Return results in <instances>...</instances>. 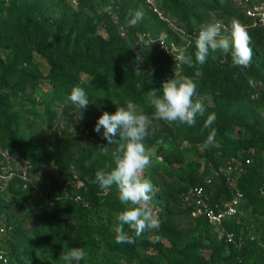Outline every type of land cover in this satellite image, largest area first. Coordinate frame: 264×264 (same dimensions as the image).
I'll list each match as a JSON object with an SVG mask.
<instances>
[{
  "label": "trees",
  "instance_id": "trees-1",
  "mask_svg": "<svg viewBox=\"0 0 264 264\" xmlns=\"http://www.w3.org/2000/svg\"><path fill=\"white\" fill-rule=\"evenodd\" d=\"M75 2L74 13L53 15L46 0H0V139L2 148L10 155L32 165L43 166L54 158L43 155L22 136V113L37 117L33 111L34 100L25 97L27 110L14 109L11 103L24 93L26 86L34 90L42 78L47 81L49 102L42 95L36 100L48 109L55 103H68L71 90L78 86L77 81L83 74L88 80L80 87L90 101L108 109L126 106V102L132 100L145 114L152 116L154 108L147 99V92L153 88L161 90L165 82L161 79L164 70L142 78L129 69L131 56L125 53L124 41L113 33L109 16L91 10L97 6L96 0ZM206 3L207 0H162V12L182 20L185 26H190L189 30L193 29L192 25L200 30L201 20L192 23L190 19L196 13L208 11ZM115 10L123 23L128 10L123 5L116 6ZM240 15V23L251 36L250 67L233 66L230 54L210 53L213 58L202 64L196 82L197 96L205 99L204 115L197 117L194 127L169 125L187 146L180 148L171 141L157 145L151 166L145 170L156 190L153 201L160 205L155 211L160 227L151 231L165 242L146 240L145 231L135 244H117L113 232L115 216L126 208L119 201L118 190L113 186L103 201L97 199L93 182L95 170L91 167L84 170L63 154L58 161L55 159L56 164L73 165L77 172L86 175L88 182L83 189L65 186L64 196L51 198V202H44L33 188L22 192L8 190V196L0 200V215L6 222L2 246L10 264H65L61 256L75 247L87 253L81 264H215L225 259L222 258L224 253L227 258L235 256L234 218L219 227L224 233L232 234V242L226 243L223 237H216L213 230L217 231L202 216L192 217L193 206L183 204L181 198L190 188L201 186L210 201L228 200L230 188L224 183L220 170L227 161L236 160L241 163L243 173L235 186L242 200L248 202L249 215L264 218V27L251 26L250 21ZM99 23L109 32L106 41L93 33ZM138 29L141 33L146 31L144 26ZM158 36V32L153 34V38ZM174 39L169 35L163 43L170 45ZM194 48L195 41L186 49ZM160 49L169 62L171 55ZM2 51H6L4 56ZM33 52L48 68L44 77L30 61ZM211 113L216 115L212 127L217 135L214 145L206 149L203 143L209 130L201 134V129ZM245 159L249 160L248 164H244ZM97 161L99 166L104 163L113 166L110 154ZM207 179L209 183H205ZM35 183L42 187L43 178H37ZM32 206H36L39 213L31 216L29 227L24 230L21 214ZM184 217L192 221L188 232L179 224ZM190 233H195L196 240H187ZM244 251L243 248L241 253ZM259 264H264V260Z\"/></svg>",
  "mask_w": 264,
  "mask_h": 264
},
{
  "label": "rangeland",
  "instance_id": "rangeland-1",
  "mask_svg": "<svg viewBox=\"0 0 264 264\" xmlns=\"http://www.w3.org/2000/svg\"><path fill=\"white\" fill-rule=\"evenodd\" d=\"M96 1L97 6L91 7V10L96 14L105 12L109 16V21L113 26V33L124 41L125 53L131 56L132 62L128 67L136 76L150 78L159 71L162 72L164 70L161 79L165 82L172 77L179 76H187L195 83L198 81L202 72V65L195 62V48L187 51L188 54L193 56V66H177L172 56L175 53L174 50H167L168 54L172 53L169 54L171 57L168 62L162 56L161 49L157 44L159 40L164 41L167 36L172 35L175 39L171 40L173 41L171 43L176 52L179 49H186L191 42L195 41L198 35L199 30L196 29L197 26L192 25L191 28L193 29L189 30L190 26H185V22L182 20L164 14L162 12V0ZM251 3L252 5H259L264 3V0H251ZM46 4L53 15H68L76 11L75 0H46ZM118 5H123L128 10L123 23L119 21L117 11H114V8ZM206 8L208 11L196 13L190 21L196 23L197 20H201L199 25L203 26L209 23L215 15L216 19L223 21L226 25H230V22L233 20L241 22L240 0H207ZM138 10L143 11L144 18L137 25L131 26L129 21ZM87 17L91 18L90 13H87ZM40 24L44 23L40 22ZM140 26L146 28L144 33L139 31L138 28ZM160 26L164 28L159 29ZM155 32L159 34L157 38H153ZM93 33L102 41H106L109 38V32L101 23L95 25ZM5 53L6 51H2L3 56ZM212 58L213 55L210 54L207 60ZM30 61L43 77L47 74L48 68L38 54L33 52ZM23 66L22 64L21 67ZM87 80V77L81 74L77 85L80 86V84ZM49 91L50 86L42 78L34 90L26 86L24 93L21 96H17L12 101L11 106L14 109L27 110L26 106L29 105H26L27 101L25 97H30V99L34 100L35 107H33V111L37 114V117H34L35 115L32 113H22L21 119L24 126L22 136L29 144L37 147L43 155L54 159L43 166L32 165L23 161L18 156L10 155L2 148V141L0 139V200L8 196V190L18 191L20 189L22 192L33 188L34 192L44 202H51V198L56 200L64 196L62 193L65 186L83 189L85 183L88 182L86 175L77 172V169L73 165L63 166L61 162H59L60 165L56 164L55 159L58 161L63 154H66L71 162L80 165L84 170L91 167L92 170H95V175L97 171H108L111 168L108 163L100 164L101 166H99L97 160L101 156H108L109 154L111 156L115 145H107L109 149L108 155L101 154L99 147L106 145L107 141L93 129L97 118L102 112L113 114L116 108L110 107L105 109L95 102L91 103L80 115L79 110L68 102L65 105L55 103L46 109L45 105L39 104L36 98L42 95L43 99L49 102ZM194 99H201L202 102L205 100L200 96H196ZM102 131L103 129H101ZM149 132L150 135L145 139L144 143L151 150L152 156L156 146L165 141L174 142L180 148L187 146L185 142L179 140L173 129L164 121L153 120ZM40 177L43 178L42 187H38L35 183V180ZM110 192L111 189L108 192H104L96 184L95 195L97 199L103 201L109 196ZM153 205L155 212L159 209L160 205L155 201H153ZM247 205L248 202L243 201L240 213L232 220L237 228L235 256L227 258V254L224 253L222 258L225 259L215 264H259L264 260V218L251 217ZM36 213L38 214L39 211L36 206H32L30 210H25L21 214L22 229L25 230V228L29 227V223L32 220L31 216ZM179 224L185 232H188L192 227V221L188 217L182 218ZM0 225L4 229L6 228L3 215L0 217ZM213 233L218 238L224 232L218 228V233L214 230ZM145 237L150 242H165L163 239L154 236L151 230L146 231ZM187 240H196L195 233H190L187 236ZM243 248L245 251L241 253Z\"/></svg>",
  "mask_w": 264,
  "mask_h": 264
},
{
  "label": "clouds",
  "instance_id": "clouds-1",
  "mask_svg": "<svg viewBox=\"0 0 264 264\" xmlns=\"http://www.w3.org/2000/svg\"><path fill=\"white\" fill-rule=\"evenodd\" d=\"M143 18V11L138 10L129 23L135 26ZM250 44L251 36L245 25L238 20L226 25L213 17L198 31L195 62L202 65L210 53L221 52L231 55L233 66L248 68L253 55ZM172 56L177 66H193V56L187 53V49H179ZM196 89V83L189 77H172L162 84L161 90L153 88L147 92V99L154 108L151 117L137 103L128 100L126 106L116 107L113 114L102 112L97 118L93 130L107 141L106 145L99 147L101 154L108 155L107 145H115V148L111 152L113 166L108 171H97L93 182L104 192L115 186L120 203L126 206L115 216L113 232L117 244H135L145 231L159 229L160 221L153 205L156 190L145 176V170L152 163V152L144 141L150 135L153 120L194 127L197 117L205 112L202 100L194 99ZM67 99L80 115L91 103H95L89 100L88 94L80 86L73 87ZM215 120V113L209 114L201 129V134L205 129L209 130L203 143L206 149L215 143L217 130L212 127ZM86 255L85 249L75 247L69 248L61 259L65 264H81Z\"/></svg>",
  "mask_w": 264,
  "mask_h": 264
},
{
  "label": "built area",
  "instance_id": "built-area-1",
  "mask_svg": "<svg viewBox=\"0 0 264 264\" xmlns=\"http://www.w3.org/2000/svg\"><path fill=\"white\" fill-rule=\"evenodd\" d=\"M241 1V13L250 21L251 26L264 27V3L259 5L250 4V0ZM159 46L166 52L173 49V44L164 45L162 40H159ZM174 53V54H175ZM171 54V53H169ZM249 160L245 159L244 164H248ZM243 173L241 163L227 161L224 167L220 170V175L224 183L230 188V197L228 200L210 201L209 195L205 193L201 186H194L182 195L183 204H191L194 208L190 214L192 217L202 216L205 221L212 226L218 233V228L224 221H229L235 218L240 213L242 204V194L236 188L237 178ZM262 177L264 182V164L262 166ZM209 183V180H205ZM6 230L0 225V264H10V261L3 249L4 235ZM223 237L226 243L232 242L231 233H221L218 238Z\"/></svg>",
  "mask_w": 264,
  "mask_h": 264
}]
</instances>
